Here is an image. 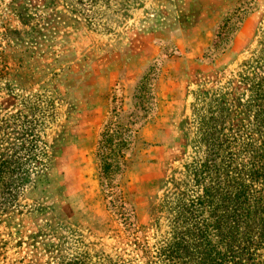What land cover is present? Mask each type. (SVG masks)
Returning <instances> with one entry per match:
<instances>
[{"label":"rangeland","instance_id":"374dc122","mask_svg":"<svg viewBox=\"0 0 264 264\" xmlns=\"http://www.w3.org/2000/svg\"><path fill=\"white\" fill-rule=\"evenodd\" d=\"M119 107L125 165L100 185ZM262 165L264 0H0V264H143L134 237L165 233L196 179L235 194Z\"/></svg>","mask_w":264,"mask_h":264},{"label":"trees","instance_id":"16d2710c","mask_svg":"<svg viewBox=\"0 0 264 264\" xmlns=\"http://www.w3.org/2000/svg\"><path fill=\"white\" fill-rule=\"evenodd\" d=\"M150 71L151 66L148 65L135 81L130 91L131 99L140 97V93L146 91L145 83ZM121 112L120 107L117 111L111 108L100 130L99 152L95 153L100 162V185H103V180L106 183L110 180L111 172H120L125 165L119 154V146L124 142L123 135L131 130L119 120ZM263 168L262 165L260 169ZM256 177L258 179L263 175L258 172ZM203 179V176L196 179L199 190L188 202L175 205L178 208L165 233H159V237L151 244L134 237L133 244L140 251L139 258L143 259V264H264V180L257 181L255 188L251 187L252 184L246 185L242 191L230 194L213 191L208 184L202 185L199 181ZM112 194L111 190L104 194L112 197L109 203L124 202L122 194ZM119 209L116 213L132 233L142 228L136 225L135 215L126 213L122 207ZM255 222L262 232L253 237L248 228ZM240 227L242 229L239 232ZM135 260L118 258V264H134ZM58 264L116 263L104 256L93 263L85 257L60 258Z\"/></svg>","mask_w":264,"mask_h":264}]
</instances>
